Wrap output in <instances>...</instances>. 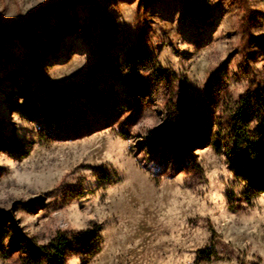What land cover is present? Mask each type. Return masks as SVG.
<instances>
[{
	"label": "rangeland",
	"instance_id": "1",
	"mask_svg": "<svg viewBox=\"0 0 264 264\" xmlns=\"http://www.w3.org/2000/svg\"><path fill=\"white\" fill-rule=\"evenodd\" d=\"M248 88L264 0H0V264H264V194L202 132Z\"/></svg>",
	"mask_w": 264,
	"mask_h": 264
},
{
	"label": "trees",
	"instance_id": "2",
	"mask_svg": "<svg viewBox=\"0 0 264 264\" xmlns=\"http://www.w3.org/2000/svg\"><path fill=\"white\" fill-rule=\"evenodd\" d=\"M246 10V8H243ZM241 34L248 36L246 19L241 23ZM209 102L212 99L209 97ZM218 117L213 126L204 129L205 145L229 159H236V167L244 182L242 198L245 202L264 194V94L263 91L248 88L229 104L217 103ZM183 117L182 123H186ZM181 123L170 131L167 138L176 141L180 147L189 145L183 131L188 126ZM241 165L245 167L240 169ZM66 241L47 245L29 246L27 264H64ZM211 253L199 252L203 260H209Z\"/></svg>",
	"mask_w": 264,
	"mask_h": 264
}]
</instances>
